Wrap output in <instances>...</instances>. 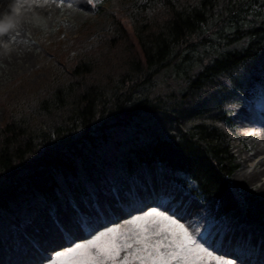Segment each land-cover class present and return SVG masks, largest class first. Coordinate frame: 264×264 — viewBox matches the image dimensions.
<instances>
[{
  "label": "trees",
  "instance_id": "obj_1",
  "mask_svg": "<svg viewBox=\"0 0 264 264\" xmlns=\"http://www.w3.org/2000/svg\"><path fill=\"white\" fill-rule=\"evenodd\" d=\"M124 2L130 30L111 14L102 31L52 49L44 78L0 96V234L8 218L83 195L85 172L106 190L103 173L154 164L216 216L264 225V195L233 186L229 151L232 108L264 80V0ZM163 71L176 90L158 92Z\"/></svg>",
  "mask_w": 264,
  "mask_h": 264
},
{
  "label": "rangeland",
  "instance_id": "obj_2",
  "mask_svg": "<svg viewBox=\"0 0 264 264\" xmlns=\"http://www.w3.org/2000/svg\"><path fill=\"white\" fill-rule=\"evenodd\" d=\"M83 1L86 2V9L83 11L75 10L65 14L61 13L62 10L59 13L56 9L55 13L54 9H52L51 15L48 16L46 13H41L42 16H39L40 21L28 23L30 37L27 39L20 38V41H18L23 46L22 48L28 52L26 62L20 61L16 57L9 58V60L5 55L1 56L0 96L8 97L14 93H20L25 89V82L33 84L44 78L47 72L46 68L51 65L52 56L49 52L53 51L52 49L57 46H68L71 38L76 35H82V31L87 30L88 33L94 32L93 34L100 30L102 31L109 26L111 14L118 15L125 22L127 28L131 29L130 19L126 15L124 0ZM93 34H90L89 37L93 36ZM92 40L94 38L90 41ZM12 47L10 46L7 49L9 54L14 53ZM9 61L11 63L8 65L7 62ZM155 79L158 92L161 93L170 89L176 90V87L180 86L179 78H174L171 73L166 71L156 75ZM258 92L254 96L256 99L242 98L239 103L233 106L231 113L234 128L231 130L229 151L233 156V163L236 166L230 174V179L233 186L239 188L241 193L245 195L252 192L264 195V187H259L255 184L249 185L247 179L240 180L239 178V174L246 171V169H251L255 162V159L247 162L244 160L245 154H248L246 144L249 142V139L244 141V136L257 131L261 125H264V82L259 84ZM2 116L3 107L0 105V120ZM258 117L260 120H258ZM257 138L255 137L254 141H257ZM108 145H111V143H108ZM143 172H154L163 178L172 190L181 194L180 199L187 196L185 203L196 201L198 208L195 213L191 214L190 211L186 210V204L185 207L181 205L179 207L185 210L184 217L177 218L176 212L178 210L171 209L168 205L167 207H161L159 204V202L166 199L165 196H162L161 192L159 196L155 199L153 198L154 200L144 203L140 200L134 208L121 201L119 203L122 204L121 210L113 212L110 216H106L109 218L104 217L102 220H99L96 210L97 205L101 202L99 199L101 195H112L118 198V188L125 186L126 183H131L136 174ZM85 173L86 177L84 179H86L85 183L88 184V188L83 190V195L72 193L66 200L55 199L53 202L40 208L34 206L33 212L21 217L19 221L8 218L7 225L4 226L0 234V253L9 255L20 251L17 248L20 247L22 241L26 243L28 241H35V236L32 235L33 231H38L42 223L44 225H54L52 223L54 221L59 228L48 229L44 227L42 229H44L46 236L50 238L49 240L52 241L54 240L52 238L56 237L58 244L50 250L42 247V253L44 254L47 251V254L41 259H32V261L20 264H55L59 253L66 252L77 244H86L110 229L128 227L130 226L129 221L132 219L144 216L151 211H157L182 224L199 247L209 254L204 257V264H216V261H219L220 264H235L236 259L234 257L209 249L205 240L214 239L218 235L221 225L237 219L228 215L215 219L212 209L206 200L195 195L192 191L186 190L174 181L173 176H177V173L174 171L153 165L150 168L139 167L129 176L121 175L120 177L115 175L111 177L109 174L103 173V179L107 182L108 187L106 190L102 189V183L97 178L95 172L88 171ZM181 178H185V175H181ZM189 183V181H186V184ZM180 201H177V205ZM115 203V199L112 198L101 202V204L108 208L112 204L115 205ZM61 210L66 211L63 214L72 213L71 220H74L73 224H70L72 228L65 229V227H62V223L58 222L56 215L58 214L59 217L63 215ZM240 217L242 218V215ZM69 221L67 219L68 223ZM255 222V224L260 225V228H264L261 226L262 223ZM70 232L73 234V237H70ZM28 246L29 244L26 245V247ZM123 255L124 253H121L122 257Z\"/></svg>",
  "mask_w": 264,
  "mask_h": 264
},
{
  "label": "bare ground",
  "instance_id": "obj_3",
  "mask_svg": "<svg viewBox=\"0 0 264 264\" xmlns=\"http://www.w3.org/2000/svg\"><path fill=\"white\" fill-rule=\"evenodd\" d=\"M85 6L86 2L83 0H0V60L1 56L5 55L8 59L16 57L20 61L26 62L28 52L22 48L23 46L18 41H20V38L27 39L30 37L28 23L40 21L39 16H42L41 13H46L49 16L52 9L55 13L57 9L59 13L62 10L61 13L67 14V12L75 10L83 11L86 9ZM10 46H13V54H9L7 51ZM7 63L9 65L11 61ZM258 130V132L255 131L244 136V141L249 139L246 144L248 154H245L244 160L247 162L255 159V162L251 169H246V171L239 174V178L240 180L247 179L249 185L255 184L264 187V125H261ZM255 137H258L257 141H254ZM118 192V198L112 195H101V198H99L101 202L112 198L115 199L116 203L108 208L100 202L96 210L99 220L104 217L109 218L106 216L121 210L122 204H119L121 201L134 208L140 200H142V203L154 200L161 192L166 199L159 202V204L161 207H167L168 205L169 208L178 210L176 212L177 218L184 217L185 210L179 207L181 205L185 207L186 204L185 208L191 214L195 213L198 208L196 201L185 203L187 196L184 195L185 197L180 199L181 194L172 190L170 185L154 172L136 174L131 183H126L123 187L120 186ZM178 200L181 201L177 205ZM61 212L63 214L66 211L61 210ZM71 214L65 213L63 214L65 216L60 215V217L58 214L56 215L58 222L62 223V227H65V229L72 228L70 224H73L74 220H71ZM67 219L70 220L69 223ZM245 222L241 223L240 219H237L221 225L218 235L214 239L205 240V243L209 249L217 253L234 257L236 259L235 264H264V228H260L254 223ZM52 223L54 225L40 223L38 231H33L32 234L35 236V241H28L27 243L22 241L20 247L17 248L20 251L9 255L0 253V264L27 263L32 259L39 260L45 256L47 251L43 254L42 247L50 250L58 244L56 237L52 238L54 239L52 241L49 240L50 238L46 236L44 229H42L44 227L48 229L59 228L54 221ZM35 226L37 225L35 224ZM70 237H73L71 232ZM27 244H29L28 247H26Z\"/></svg>",
  "mask_w": 264,
  "mask_h": 264
},
{
  "label": "snow or ice",
  "instance_id": "obj_4",
  "mask_svg": "<svg viewBox=\"0 0 264 264\" xmlns=\"http://www.w3.org/2000/svg\"><path fill=\"white\" fill-rule=\"evenodd\" d=\"M129 225L59 253L55 264H204L209 255L182 224L161 212L138 216Z\"/></svg>",
  "mask_w": 264,
  "mask_h": 264
}]
</instances>
